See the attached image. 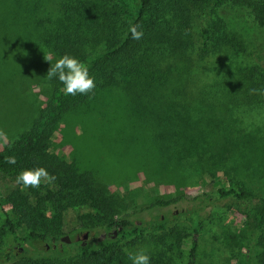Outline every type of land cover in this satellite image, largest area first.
Returning a JSON list of instances; mask_svg holds the SVG:
<instances>
[{
    "label": "trees",
    "instance_id": "trees-1",
    "mask_svg": "<svg viewBox=\"0 0 264 264\" xmlns=\"http://www.w3.org/2000/svg\"><path fill=\"white\" fill-rule=\"evenodd\" d=\"M225 4L247 8L264 27V0H139L133 9L113 0L61 3L53 24L38 39L53 63L63 54L83 62L96 86L88 95H65L61 83L53 78L45 91V99L33 102L37 108L30 122L0 149V264H131L128 256L137 252L135 245L139 238L155 247L154 251L146 252L151 264H176L170 253L186 241L190 235L187 229L168 224L169 219L163 214L149 221L128 213L123 197L113 192L92 169L81 168L77 161L53 148L56 131L66 114L112 92L114 87L122 88L132 117L151 127L159 166L194 170L200 174L195 184L209 174L217 182V192L222 197L257 195L252 185L255 176L264 175V169L261 163L251 165L250 162L264 159V137L251 134L247 151H243L237 144L249 133L233 134L228 127L229 116L226 122L212 124L201 109V105L209 102H187L188 94L193 92L189 88L191 78L205 56L242 48L230 37L222 17L200 24L194 37V16L200 18L203 14L200 10L204 8L213 13ZM130 24L140 25L138 30L143 31L140 40L131 38ZM24 54L20 64L29 61V55ZM167 59L170 61L166 62ZM9 60L7 73L12 80L13 59ZM233 76L239 81L236 86L240 85L251 95L264 90V65L241 68ZM7 86L13 89L12 85ZM43 92H31V96L36 99ZM236 148L240 149V156L248 152L244 161L246 167L250 164L251 170L245 178L238 176L243 172V160L237 165H228ZM8 156H15L16 164H8L5 160ZM36 167L45 168L55 179L43 181L37 188H23L15 182L19 171ZM231 171L236 177L232 185L228 178ZM203 194L210 198V193ZM169 204L170 201H164L155 206ZM70 211L76 213L79 223L73 236L86 229L89 234L93 233V239L61 240L66 235ZM240 214L245 226L239 227L238 232L225 231L222 239L245 248L242 264H252L249 259L252 251L257 253L254 264H264V195L258 204ZM189 215L192 237L187 258L189 264H197L201 220L196 209H191ZM6 233L12 234L14 243L28 244L35 251L45 243L44 255L27 254L25 248L20 254L4 246ZM167 238H170L168 243ZM50 242L55 245L48 250L46 244L49 246ZM166 244L169 249L162 248ZM74 247L76 254L68 256L67 250Z\"/></svg>",
    "mask_w": 264,
    "mask_h": 264
},
{
    "label": "rangeland",
    "instance_id": "rangeland-1",
    "mask_svg": "<svg viewBox=\"0 0 264 264\" xmlns=\"http://www.w3.org/2000/svg\"><path fill=\"white\" fill-rule=\"evenodd\" d=\"M63 1L0 0V149L30 122L31 114L37 108L33 102L39 99L43 101L48 84L52 83V80L45 78L50 68V62L45 58L50 59L51 56L38 35L53 24ZM113 1L133 9L139 0ZM200 11L202 16H194L192 20L195 39L200 24L206 25L212 19L222 17L227 23L230 37L235 38L242 48L205 56L191 78L189 88L193 92L185 99L188 103H200L201 100L209 102V105H201V109L214 125L226 122L229 116L231 125L228 127L233 134L249 133L237 144L240 149L247 151L251 134L264 137V90L251 95L242 90L240 85L236 86L239 81L233 75L241 68L264 65V27L256 22L250 10L242 6L225 4L217 7L213 13L209 12V8ZM196 50L193 51L195 55ZM24 53L29 55V61L24 60V64H20ZM9 59H13L12 80L7 73L6 62ZM6 83L12 85L13 89L10 90ZM39 91H44L43 94L39 93L40 97L35 99L31 96V92L36 94ZM130 113L122 88L114 87L112 92L101 95L88 105L69 111L56 131L53 148L77 161L81 168L92 169L113 192L123 197L128 205V213L149 221L164 215L169 219L168 224L187 229L190 235L186 241L170 253L176 264H189L187 253L192 237L191 209L199 212L201 220L197 234V264H242L245 248L230 245L222 237L225 231L238 232L239 227L245 226L240 213L260 202V196L264 195V175L255 176L253 180L252 187H255L257 195L222 197L217 192V182L212 181L209 174L203 176L201 183L195 184L200 174L194 170L172 165L159 166L157 147L151 139V127L136 120ZM240 149L236 148V153L229 159V167L247 159L248 152L240 156ZM244 162L241 163L243 172L238 174L241 178H245L251 170L250 164L246 167L247 162ZM250 163H261L264 169V159L252 160ZM228 178L232 180L229 183L232 185L236 179L234 171L228 173ZM204 192L210 193L209 199ZM164 201H170V204L155 206L157 202ZM75 214L70 211L66 218L65 232L66 235H72L71 242L78 241L86 230L73 236L79 224ZM19 234H22L20 230ZM93 237L90 232L85 239L89 241ZM169 240L167 238V243ZM3 244L20 254L24 253V248L31 255L45 253V243L35 251L28 244L20 246L14 243L10 233L4 235ZM49 244L48 250L54 246L52 242ZM135 248L145 249L146 252L155 250L152 244L140 238ZM162 248L169 249V245H163ZM76 252L74 247L67 250V255L72 256ZM249 259L252 264L256 262V251H252Z\"/></svg>",
    "mask_w": 264,
    "mask_h": 264
},
{
    "label": "clouds",
    "instance_id": "clouds-1",
    "mask_svg": "<svg viewBox=\"0 0 264 264\" xmlns=\"http://www.w3.org/2000/svg\"><path fill=\"white\" fill-rule=\"evenodd\" d=\"M138 29H140L139 24H130L128 27L133 40H140L143 36V31ZM45 60L50 62V68L45 78L49 81L56 78L61 83L65 95H88L94 90L96 86L94 78L89 74L85 64L78 58L70 54H63L54 63L48 58ZM5 160L8 164H16L15 156H8ZM54 179L55 177L51 176L43 167L26 168L19 171L15 176V182L23 188H37L43 181L51 182ZM128 259L131 264H151L145 249H140L134 254L129 253Z\"/></svg>",
    "mask_w": 264,
    "mask_h": 264
},
{
    "label": "water",
    "instance_id": "water-1",
    "mask_svg": "<svg viewBox=\"0 0 264 264\" xmlns=\"http://www.w3.org/2000/svg\"><path fill=\"white\" fill-rule=\"evenodd\" d=\"M116 230L114 231V233L116 234ZM88 231H85L83 233V235L81 236V238H87L88 237ZM61 240L62 241H65V242H71V238H70V235H64V236H61Z\"/></svg>",
    "mask_w": 264,
    "mask_h": 264
},
{
    "label": "flooded vegetation",
    "instance_id": "flooded-vegetation-1",
    "mask_svg": "<svg viewBox=\"0 0 264 264\" xmlns=\"http://www.w3.org/2000/svg\"><path fill=\"white\" fill-rule=\"evenodd\" d=\"M54 245H55V243H54ZM46 246H48V244H46Z\"/></svg>",
    "mask_w": 264,
    "mask_h": 264
}]
</instances>
